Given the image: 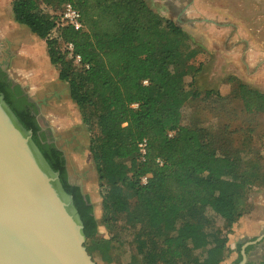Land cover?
I'll list each match as a JSON object with an SVG mask.
<instances>
[{"label":"trees","instance_id":"obj_1","mask_svg":"<svg viewBox=\"0 0 264 264\" xmlns=\"http://www.w3.org/2000/svg\"><path fill=\"white\" fill-rule=\"evenodd\" d=\"M65 4L79 11L82 30L57 27L55 13ZM11 10L15 23L46 44L49 61L68 84L87 128L101 190L100 223L87 196L69 181L62 152L45 142L31 113L33 104L21 97L19 86L10 87L1 70L0 93L59 173L83 223L92 259L113 264L127 246L125 264L224 262L233 251L227 235L246 213L250 189L264 184V175L241 151L223 150L208 134L182 125L188 102L220 96L217 91L202 94L192 85L202 71L203 64L196 63L202 48L145 0H13ZM68 43L79 64L62 49ZM235 88L244 112L264 118V94L242 83ZM207 210L222 220V229L212 225ZM99 226L107 238L99 235ZM236 250L241 251V244ZM240 260L241 255L236 264Z\"/></svg>","mask_w":264,"mask_h":264},{"label":"rangeland","instance_id":"obj_2","mask_svg":"<svg viewBox=\"0 0 264 264\" xmlns=\"http://www.w3.org/2000/svg\"><path fill=\"white\" fill-rule=\"evenodd\" d=\"M5 1L12 3L13 0ZM145 2L159 17L175 23L190 37L193 44L202 48L196 63L203 64V67L195 77L193 87L202 94L208 91L220 94L218 98L202 95L188 102L182 109V125H193L202 134H208L215 146L223 150L241 151L244 159L249 160L246 162H256L264 175V118L260 114L244 112L235 88L236 84L242 83L264 94V0ZM190 83L187 78L186 84ZM75 108L80 120L79 127L72 136L62 137L66 141L71 139L70 143L78 151V157L74 154L72 158L70 155L65 157L66 172L71 183L81 187L93 200H98L92 204L93 214H98L101 190L88 151L89 133ZM77 134L83 137L78 139ZM247 203L246 213L227 235L228 246L233 251L221 264H236L241 255V251L236 250L237 245L242 246L254 240L264 231V184L250 189ZM99 216L96 219L98 223L101 214ZM206 216L215 228H223L222 220L212 211L207 210ZM99 235L107 238L106 231L99 232ZM248 251L245 253V264H257L264 258V239ZM128 257L129 251L125 246L121 258L113 264H125ZM92 260L95 264H102L97 256Z\"/></svg>","mask_w":264,"mask_h":264},{"label":"water","instance_id":"obj_3","mask_svg":"<svg viewBox=\"0 0 264 264\" xmlns=\"http://www.w3.org/2000/svg\"><path fill=\"white\" fill-rule=\"evenodd\" d=\"M85 242L83 223L59 173L0 93V264H95ZM246 246L239 264L246 262Z\"/></svg>","mask_w":264,"mask_h":264},{"label":"crops","instance_id":"obj_4","mask_svg":"<svg viewBox=\"0 0 264 264\" xmlns=\"http://www.w3.org/2000/svg\"><path fill=\"white\" fill-rule=\"evenodd\" d=\"M0 70L21 88L36 107L38 126L51 132L62 154L65 157L70 155L72 158L73 154L78 157V151L70 143L71 139L66 141L63 138L72 136L80 124L76 106L70 99L69 86L59 79L58 71L51 65L46 44L28 28L15 23L11 2L5 0H0ZM81 136L77 134L78 139ZM86 196L91 205L98 201L93 200L88 193ZM100 214L101 208L98 214H94L96 219ZM98 232L103 233L105 229L98 227Z\"/></svg>","mask_w":264,"mask_h":264},{"label":"built area","instance_id":"obj_5","mask_svg":"<svg viewBox=\"0 0 264 264\" xmlns=\"http://www.w3.org/2000/svg\"><path fill=\"white\" fill-rule=\"evenodd\" d=\"M57 16L56 25L57 27L61 26H70L76 31H80L83 29V25L81 23V16L78 10H76L71 4L63 5L58 12L55 13ZM62 49L66 52L67 58L70 59L74 64H79L81 59L78 55L74 54L73 45L63 44ZM146 85L147 82L145 81ZM132 108H136L137 104H133ZM139 152L141 155L145 154L146 149V141L143 140L139 145ZM147 178H141V184H146Z\"/></svg>","mask_w":264,"mask_h":264},{"label":"flooded vegetation","instance_id":"obj_6","mask_svg":"<svg viewBox=\"0 0 264 264\" xmlns=\"http://www.w3.org/2000/svg\"><path fill=\"white\" fill-rule=\"evenodd\" d=\"M1 72H2V78L5 79L6 82L10 83V87H11V88H14L16 85L13 84V82H12L10 79H8L7 75H6L2 70H1ZM21 97H25L26 100H27V102H28V103H31V101H30V100H29V99L23 94V92H22V96H21ZM31 113H32V115L35 116V118L37 117L36 107L31 109ZM40 132H41V133H44V139H45V142H46L47 144L54 145V141H53V137H52L51 132H48V131L43 130V129H41V128H40ZM65 166H66V165H65ZM68 179H69V178H68ZM258 239H259V241H258ZM263 239H264V231L262 232V234H261L260 236L254 238V240L245 242V244H243V245L241 246V248H242L244 245H247L246 248L249 247L250 250H251V249H254L255 246L259 245V244H260V241H262ZM253 242H255V243L252 244ZM250 250H249V251H250ZM249 251H248V252H249ZM241 261H242V257H241V260H240L239 263H241ZM239 263H238V264H239ZM261 263H264V258L261 259V260H259V261L257 262V264H261Z\"/></svg>","mask_w":264,"mask_h":264}]
</instances>
